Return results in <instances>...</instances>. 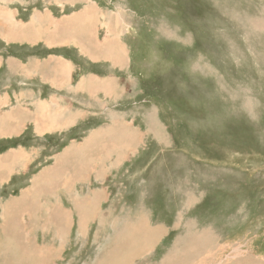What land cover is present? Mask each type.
Listing matches in <instances>:
<instances>
[{
    "label": "rangeland",
    "instance_id": "1",
    "mask_svg": "<svg viewBox=\"0 0 264 264\" xmlns=\"http://www.w3.org/2000/svg\"><path fill=\"white\" fill-rule=\"evenodd\" d=\"M100 2L129 65L119 73L120 103L114 105L129 128L72 146L54 166L81 164L83 155L77 183L97 179L94 187L105 200L83 227L86 215L77 208L90 207L89 218L100 194L80 205L69 199L80 234L75 226L67 237L69 220L54 212L58 205L69 212V205L57 193L83 192L74 184L51 193L48 183L34 191L49 168L32 176L11 205L0 200V264H264V0ZM55 139L49 154L67 141ZM21 152L2 162L11 170L0 173L9 171L0 182L16 167L30 176ZM12 185L0 191L9 195ZM43 196L55 202L52 208ZM108 197L115 204L109 210ZM45 209L50 228L39 223ZM23 214L35 224H9V216L20 222ZM126 230L139 234L137 240L123 237Z\"/></svg>",
    "mask_w": 264,
    "mask_h": 264
},
{
    "label": "crops",
    "instance_id": "2",
    "mask_svg": "<svg viewBox=\"0 0 264 264\" xmlns=\"http://www.w3.org/2000/svg\"><path fill=\"white\" fill-rule=\"evenodd\" d=\"M102 9L100 0H0V159L21 150L28 156L26 169L30 171L26 179L25 172L16 167L9 178L0 182L2 187L13 183L9 195L0 191L1 206L20 198L21 190L32 185V176L55 165L72 146L82 147L105 131L117 134L125 128L126 120L114 105L120 103L119 73L129 65L122 57L124 52L118 50L121 36ZM105 120L109 123L104 126L97 122ZM55 138H63L61 143L67 140L66 144L60 152L49 154L53 150L48 148L49 142ZM111 161L115 162V158ZM104 162L97 160L95 165L104 166ZM94 180L97 179L75 184L83 193L58 194L66 205L69 199L75 198L80 205L90 201L93 193L100 194L89 218L86 212L90 207L81 203L77 208L86 215L83 227L105 200L101 188L94 187ZM19 189V196H12ZM40 199L48 208L55 203L50 196ZM108 200L109 197L105 204L109 210L115 204ZM67 208L68 237L75 226L79 233L80 218L71 205ZM48 212L42 210L41 227L50 228L43 222ZM13 218L16 216H9L8 222L14 227L25 228L36 222L27 214L20 216V222ZM4 222L2 219L0 225ZM38 232L41 229L35 231Z\"/></svg>",
    "mask_w": 264,
    "mask_h": 264
},
{
    "label": "bare ground",
    "instance_id": "3",
    "mask_svg": "<svg viewBox=\"0 0 264 264\" xmlns=\"http://www.w3.org/2000/svg\"><path fill=\"white\" fill-rule=\"evenodd\" d=\"M92 9L94 10V8H92ZM116 26H117V24H116ZM93 47H94V45H93ZM112 134L114 135L115 133L113 132ZM98 138H101V140H102V136L101 135H97V136L92 137V139L94 141H97ZM126 142H128V141H125V142H123L121 144V146L123 148L126 147V146H124L126 144ZM102 146H104V147H102L101 150L102 149H105L108 146V144L106 143V141L104 142V144H102ZM121 146L119 147V149L121 148ZM12 152H14V153H12L11 155H8V156L4 157L0 161V173L6 171V169L8 170V168H9V170H11L10 167H8L7 165L3 164L2 162L6 161V160H9L11 158H17L16 156H17V154L19 152L22 155V152L20 150H19V152H15V151H12ZM68 155H69V153H65L64 155H61V158L59 159V162L61 163L62 158L64 156H68ZM73 157H76V155H73ZM79 158L81 159V164H79V163L78 164H75L73 162L74 165H71L70 166L71 168L68 165H66V166H68V170H70L69 174L74 172L73 174H70V175L67 174L66 173V170L67 169L65 170V167L66 166L63 167L64 165L63 166L62 165H56V166L53 165V167H50L49 169H47L46 171L43 172L42 177H39L37 179V181L35 180L33 190L34 191L35 190H38L41 187H44L48 183L49 189H50V192L51 193H53L52 190H55V188L57 189L58 187H60V190H61V188L64 187V185H65V191H71L73 189V185L74 184H77V182H79L83 178V176H79V175L81 173H83V171H84L83 168H84V166H86V161H85L83 155H79ZM69 159H71V158H69ZM73 160H74V158H73ZM68 161H70V160H68ZM8 172H6L5 175H7ZM4 176L2 177L0 175V180L3 179ZM44 178H48V182L43 181ZM60 190H57V191H59V192L62 193V190H64V189H62L61 191ZM57 195H58V193H57ZM58 199H60V198H56V201H58ZM68 213H69L68 211L65 213V208H63V205H58V211L54 212V214L58 217V219H63L67 224H68V220H69V214ZM81 216H82V214H81ZM123 234H124V235H122L123 237H128V238H131L133 240H137V237L139 236V234L130 232L129 230H126Z\"/></svg>",
    "mask_w": 264,
    "mask_h": 264
}]
</instances>
